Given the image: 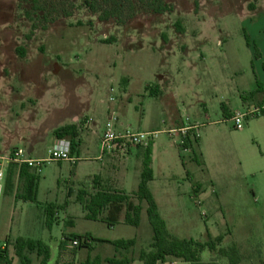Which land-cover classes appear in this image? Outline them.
Segmentation results:
<instances>
[{"label": "rangeland", "instance_id": "374dc122", "mask_svg": "<svg viewBox=\"0 0 264 264\" xmlns=\"http://www.w3.org/2000/svg\"><path fill=\"white\" fill-rule=\"evenodd\" d=\"M34 2L0 0V155L20 150L29 155L34 147L32 158L49 157L54 134L35 140L24 134L22 104L32 108L39 96L47 100L34 109L37 118L90 107L91 122L80 134L75 163L49 161L37 168L35 201L15 199L14 193L1 198L0 248L8 249L13 264H21L14 251L19 236L45 242L49 264H83L88 255L133 256V264H142L138 254L149 249L154 235L146 201L138 227L124 222L125 210L109 227L86 219L77 200L80 189L94 191L95 175L104 179V188L131 196L138 189L146 146L99 158L100 135L109 121L117 131L157 132L148 186L172 236L201 243L222 236L218 248L236 245L238 264H264V115L249 117L236 129L225 113L237 101L241 106V89L255 85L254 48L244 31L254 42L253 25L264 16V0H166L171 12L138 8L125 25L99 21L84 0H70L72 7L67 0ZM55 63L64 66L58 74ZM59 79L67 80V87L57 85ZM173 98L180 127L194 129L184 133L172 123ZM4 121L13 128L8 135ZM187 135L188 148L182 144ZM1 162L5 175L7 162ZM50 204L56 206L52 226L45 211ZM85 232L109 240L135 238L136 244L128 252L109 243L94 242L91 251L72 246L67 236ZM25 253L39 264L35 252ZM200 257L207 264H230L208 247ZM166 264L191 263L168 257Z\"/></svg>", "mask_w": 264, "mask_h": 264}, {"label": "trees", "instance_id": "16d2710c", "mask_svg": "<svg viewBox=\"0 0 264 264\" xmlns=\"http://www.w3.org/2000/svg\"><path fill=\"white\" fill-rule=\"evenodd\" d=\"M38 0H35V5ZM70 3V0H67ZM34 5V6H35ZM84 7L92 14L98 16L101 22L114 20L117 24L125 25L134 19L138 8H143L152 14L168 13L173 10V6L166 2V0H84ZM63 15L71 16V11H63ZM178 24V31L182 32V26ZM244 37L248 46H253L254 55L256 58L260 57V52L257 45L253 44L249 35L244 31ZM18 51L23 55L25 52L22 48ZM253 66V63H252ZM254 68V66H253ZM264 68V64H263ZM257 89L250 93V95L262 92V84L257 80ZM158 95L157 91L153 92ZM245 100V97H242ZM231 116V115H230ZM229 116V117H230ZM189 133V132H188ZM54 135L57 138H68L71 141V153L74 155L78 147L79 131L75 125H66L55 130ZM197 140V138H195ZM190 136H186V140L182 142L183 145H190ZM153 142L146 146L145 159L143 162V170L141 174V181L137 191L134 195H128L124 191L115 190L113 188H104L99 186L97 177L92 178L93 192H87L85 189L78 191L77 200L85 210V218L88 220H101L109 227H114L120 222V215L125 210L124 222L128 225L138 227L141 222L142 202L147 203V214L150 224L153 228V240L149 245V249H142L138 254V260L142 264H166L168 257L182 259L191 264H207L203 262L200 253L208 247L212 251H218L220 255L227 257L230 264H238L240 260V252L236 245L230 248H218L223 237L219 236L206 243H201L193 238L181 239L172 236L167 230L166 223L161 217L156 200L149 189V182L153 179L151 170V154ZM15 178L17 184L15 185ZM38 185L37 169L28 164H18L10 161L7 167V175L5 181V194L14 193L15 199L24 201H35L36 190ZM71 193V192H70ZM133 198L139 202L136 203ZM56 206L50 204L46 207L47 224L52 226L53 217ZM70 240L79 239L80 245L78 247H85L89 251L93 249V243H109L113 245L116 251L128 252L133 249L136 244L135 238L109 240L93 236L87 232L84 234L72 233L67 236ZM63 247V242H62ZM15 255L20 259L21 264H33L32 259L25 253L35 252L39 259V264H49L51 261V252L49 246L42 240L25 239L19 236L14 242ZM135 258L123 255L122 257L113 256L102 258L97 255L91 257L88 255L83 264H133ZM0 264H13V260L9 255L8 249L0 248Z\"/></svg>", "mask_w": 264, "mask_h": 264}, {"label": "crops", "instance_id": "0c3cea01", "mask_svg": "<svg viewBox=\"0 0 264 264\" xmlns=\"http://www.w3.org/2000/svg\"><path fill=\"white\" fill-rule=\"evenodd\" d=\"M253 28L254 29L252 31V37L254 38L255 43L253 41H251V42L253 44L257 45L259 52H260V57L256 58L254 55V58H253L254 60L252 62L253 66H254L253 70H254L256 82H255V85L252 86L250 89H244L243 88V89H241V91H239V97L242 101L241 106H239L240 102L237 101L234 106L225 107V111H226L225 113L227 116H230L232 114V112H234L235 110H244V108H251L253 106H258V105L264 104V68H263V64H264V16L259 18L257 23H254ZM254 62H255V64H254ZM62 67H64V66H61L59 63L53 64L54 73H56V74L60 73V71L63 69ZM257 80L262 84V92L258 93V94L250 95V93L255 91L258 87ZM57 85H62L64 87H67L68 82H67V80L65 81L64 79H59V82L57 83ZM160 93H161V90L158 92V94H160ZM243 96L245 97V100L242 99ZM43 99H44V101L47 100L43 97V95L39 96V99H37V101H35V104L32 105V108H29V109H26L24 104H22V106L24 108L22 117L24 116L23 119L26 121V124H27L26 128H28L26 131H24V134L28 133V136H27L28 138L35 140L38 137L41 138V137L48 136L50 134L53 135L56 129L63 127V126H66V125L77 126L78 131H79V138H80V134L82 131H84V129H90V122H91L90 107L89 108H80V109H77V110L72 111V112H66L65 114H58V115L54 116L53 119H49V120L37 118L36 113L33 111H34V109H36V106H38V105L40 106L43 104L42 103ZM170 105H171V107L168 108V110L170 111V118H171L172 123L175 126H178L179 129H181V130L186 129L187 127H180V125H179L180 122H179V118H178L179 117L178 109H177L176 101L174 98L172 99ZM31 111L33 112V114ZM83 121H85V122L82 123ZM13 122L17 125V123L19 121H17V119H16ZM1 126L3 128L5 135H8L12 132V131H10V129H13V128L9 127L7 122L4 121ZM53 137H54V139H53V145H54L55 141L58 138L55 135H53ZM100 137H101V135H100ZM78 147H77L76 153L79 152ZM152 150H153V145H152ZM132 151H133V149H132ZM132 151L128 155L132 154ZM33 152H34V147L30 148L29 153H28L29 155H26L25 152H23V153H24L25 157H28L31 159H40V158H32L31 154ZM76 153H74V154H76ZM114 155H116V154H114ZM114 155H110L109 157L111 159H113L115 157ZM8 164L9 163L7 162L6 163V173L4 175V187H3L2 193L0 195V201H1V198H3L4 194H5L4 188H5V181H6ZM2 166H3V164H2ZM94 177H97V181H98L99 186L105 185L104 179L102 177H100L98 175H95ZM113 189L123 191V190L118 189V188H113ZM142 212H143V206H142ZM141 219H142V213H141ZM85 233H87V232H85Z\"/></svg>", "mask_w": 264, "mask_h": 264}, {"label": "built area", "instance_id": "2783aa9c", "mask_svg": "<svg viewBox=\"0 0 264 264\" xmlns=\"http://www.w3.org/2000/svg\"><path fill=\"white\" fill-rule=\"evenodd\" d=\"M259 115H264V104L253 106L245 110H235L230 116V120L233 127L236 129H242L244 127V121L249 117H256ZM194 129L192 127L186 128ZM183 129L182 132L185 133ZM157 132H145L137 131L132 132L130 130L117 131L114 122L109 121L106 123L105 129L101 135L100 141V152L99 158L104 156H110L119 153H127L130 148L137 147L139 145L147 146L153 141V137ZM186 150V149H185ZM69 160L73 163L76 162V158L71 153V141L68 138H58L53 147L49 151V157L47 159H31L25 157L24 153L20 150L10 157H4L0 155V195L4 187V174L2 170L1 161H14L18 164H28L31 167L37 169L44 162L49 161H64ZM72 246H79L80 240H72Z\"/></svg>", "mask_w": 264, "mask_h": 264}]
</instances>
